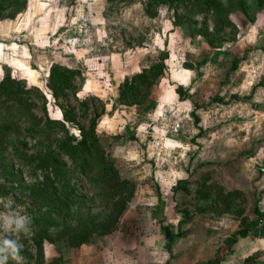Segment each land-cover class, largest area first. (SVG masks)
Masks as SVG:
<instances>
[{
  "label": "rangeland",
  "instance_id": "rangeland-1",
  "mask_svg": "<svg viewBox=\"0 0 264 264\" xmlns=\"http://www.w3.org/2000/svg\"><path fill=\"white\" fill-rule=\"evenodd\" d=\"M210 8L0 0V83L11 92L0 106L20 92L13 108L28 112L18 129L0 126V198L33 220L17 237L22 264H87L82 250L94 257L114 241L137 261L158 235L205 240L200 257L225 263L264 258V1ZM55 66L72 78L52 79ZM145 69L150 84L124 91ZM46 108L65 124L56 134L40 131ZM69 136L92 144L87 175L66 153Z\"/></svg>",
  "mask_w": 264,
  "mask_h": 264
},
{
  "label": "crops",
  "instance_id": "crops-1",
  "mask_svg": "<svg viewBox=\"0 0 264 264\" xmlns=\"http://www.w3.org/2000/svg\"><path fill=\"white\" fill-rule=\"evenodd\" d=\"M201 233L202 232H200L199 236ZM156 237L157 239L152 241H149L147 236L144 237L145 241H141V244L138 246L143 257L142 259H137V261L131 258L129 247L123 246L122 244L121 246H115L116 241L110 246L107 245L104 247L103 250L96 249L98 254L94 257H91V249L88 255L82 250L81 261L88 258L87 264H212V262L215 261H218V264H250L247 260L248 257L237 260L231 258L232 262L228 263L224 262V260L227 259L224 258L225 256H221L222 258L219 256H212L209 258L200 257V255L202 256L203 254V248L209 244L205 240H183L184 238L181 239L177 235L172 239L166 235L164 240H162L161 235ZM205 238H207V236H205ZM85 255H87V257H84ZM258 264H264V258H261Z\"/></svg>",
  "mask_w": 264,
  "mask_h": 264
},
{
  "label": "trees",
  "instance_id": "trees-1",
  "mask_svg": "<svg viewBox=\"0 0 264 264\" xmlns=\"http://www.w3.org/2000/svg\"><path fill=\"white\" fill-rule=\"evenodd\" d=\"M195 5H206L207 8L209 10H211V4L214 0H191ZM262 1V0H261ZM264 1V0H263ZM163 60L165 61V58H163ZM161 60L159 59L158 62L154 63L151 67V69H156L160 66L163 65V62H160ZM59 66H55L53 68L52 71V79L53 77L55 78V80H59L61 81V76H63V79H68V78H72V72L71 74L66 73L67 71L65 70H61L58 68ZM61 70V71H59ZM150 71L145 69L144 71L138 73V74H134L132 77H129L126 79V81L123 84V88L124 91H128L131 92L132 94H138L140 92H142L143 88L147 85L150 84V80H149V73ZM2 82L0 83V87L1 90L0 92L6 93L9 90L8 86H1ZM26 92V91H25ZM27 92H30L29 89H27ZM11 93V92H8ZM26 94H21L20 92H16L14 94V98L16 99L15 101H13L14 104L16 103H20L21 105H23L21 102V100L25 97ZM13 103H9V104H5V105H1L0 106V126L5 125L6 128V133L8 134L10 132V130H12L13 128H17L19 127L20 124L23 123V119L21 118V115H26L28 112H26L25 110H18L16 108H13ZM46 107V106H45ZM46 115H47V119H46V128H41L40 131H44L47 135L49 134H56V132L54 131H50V129H54L55 125L58 124H64V122H59L57 120H54L52 118H50V116L48 115L47 112V108H46ZM101 116V114H97V116L95 118H93L92 120V124H97L99 117ZM32 130H35V128H31ZM3 133V134H2ZM1 133V138L4 139L6 133L2 132ZM76 136H69V138L67 139V141L64 143V146H68V148L66 149V153L68 154V156L73 159L74 161H77V163H79V159L83 160L82 163L79 164L80 166V171L81 173H86V170H88V167H91L89 163L86 162V160H89L90 158H92L91 155V146L92 144H90L86 138H82L81 140L75 142ZM1 143V142H0ZM2 144H0L1 146ZM83 145V146H82ZM80 152V153H79ZM61 158L57 157H53L51 160V163L53 164V167H56L57 169H61L65 171V165L61 164ZM64 171L62 173H64ZM92 181H98V178L92 179ZM256 211L260 216H264V212L261 211L259 209L258 206H256ZM251 232V230H244L242 232H240L239 234L241 236H246ZM237 240V238H236ZM9 264H14L13 261H9ZM210 264V263H209ZM212 264H218V261L212 262Z\"/></svg>",
  "mask_w": 264,
  "mask_h": 264
},
{
  "label": "clouds",
  "instance_id": "clouds-1",
  "mask_svg": "<svg viewBox=\"0 0 264 264\" xmlns=\"http://www.w3.org/2000/svg\"><path fill=\"white\" fill-rule=\"evenodd\" d=\"M0 264H22L23 245L17 238L21 234L28 235L32 230V217L22 208H13L12 201L0 198Z\"/></svg>",
  "mask_w": 264,
  "mask_h": 264
}]
</instances>
